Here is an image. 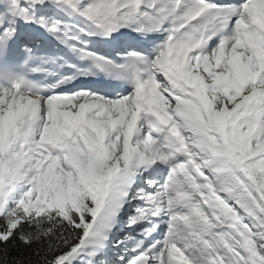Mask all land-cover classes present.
Listing matches in <instances>:
<instances>
[{"label":"snow or ice","instance_id":"6c2138e0","mask_svg":"<svg viewBox=\"0 0 264 264\" xmlns=\"http://www.w3.org/2000/svg\"><path fill=\"white\" fill-rule=\"evenodd\" d=\"M0 6V57L22 22L121 81L67 88L96 73L27 47L0 72V264H264V0ZM121 29L163 39H81Z\"/></svg>","mask_w":264,"mask_h":264},{"label":"bare ground","instance_id":"6f19581e","mask_svg":"<svg viewBox=\"0 0 264 264\" xmlns=\"http://www.w3.org/2000/svg\"><path fill=\"white\" fill-rule=\"evenodd\" d=\"M123 31H125L126 33H128V37L129 38H131V39H135L134 37H133V35H138V34H136V33H134V32H129L127 29H123Z\"/></svg>","mask_w":264,"mask_h":264}]
</instances>
